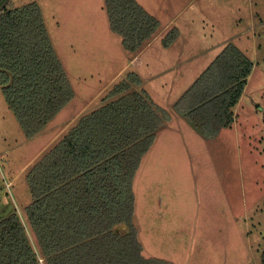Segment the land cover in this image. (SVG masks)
I'll list each match as a JSON object with an SVG mask.
<instances>
[{
    "label": "rangeland",
    "instance_id": "obj_1",
    "mask_svg": "<svg viewBox=\"0 0 264 264\" xmlns=\"http://www.w3.org/2000/svg\"><path fill=\"white\" fill-rule=\"evenodd\" d=\"M32 1L40 6L51 43L75 91L65 112L73 111L94 94L97 96L88 108L97 100L104 103L113 98H106L107 93L131 68L122 75L128 58L122 54L121 36L98 31L102 17L108 20L104 0H9L7 8ZM136 1L144 4L145 10L152 7V11L162 15L161 27L172 22V26L181 25L186 42L197 40L198 50L226 40L236 43L255 63L241 100L234 107L235 122L221 128L215 136L206 137L185 118L186 129L173 133L172 146L167 144L169 148L162 151L155 144L145 153L134 181L132 220L143 246L142 254L174 264H262L264 0ZM155 32L159 48L165 47L161 45L165 32ZM175 49L182 51V46ZM218 49L204 50L182 66L149 80L143 88L147 92L154 90V99L169 101L171 111L180 91L200 75ZM148 51L150 54V49L145 52ZM195 52L191 49L185 54ZM142 70L144 75L148 73L144 72L148 71L146 67ZM108 81L113 84L101 92ZM65 109L66 106L59 114ZM194 126L200 131H196V138L189 134ZM44 140L39 137L27 141L0 85L1 197L6 196L2 179L6 176L11 179L6 183H10L20 206L30 199L25 174L29 159ZM13 209L12 200L0 213Z\"/></svg>",
    "mask_w": 264,
    "mask_h": 264
},
{
    "label": "trees",
    "instance_id": "obj_2",
    "mask_svg": "<svg viewBox=\"0 0 264 264\" xmlns=\"http://www.w3.org/2000/svg\"><path fill=\"white\" fill-rule=\"evenodd\" d=\"M8 1L0 0V85L31 138L74 92L38 3L7 8ZM104 6L110 29L127 50H139L160 27L136 0H104ZM178 35V28H170L163 46ZM252 68V60L227 42L174 110L206 137L215 136L232 124ZM140 83L129 71L107 93L113 98L81 115L29 169L31 202L21 213L15 205L0 213V264H174L142 254L132 221L134 174L156 130L170 118L145 90L131 89ZM8 205L0 204V211ZM119 224L125 229L117 230Z\"/></svg>",
    "mask_w": 264,
    "mask_h": 264
},
{
    "label": "crops",
    "instance_id": "obj_3",
    "mask_svg": "<svg viewBox=\"0 0 264 264\" xmlns=\"http://www.w3.org/2000/svg\"><path fill=\"white\" fill-rule=\"evenodd\" d=\"M141 5H142L143 8L145 7L144 4H141ZM146 9H147L146 11H148L150 14H152L154 17H156L159 20L160 24H161L162 20L160 19V16H162V15L160 13H158L157 10L154 11V9H153V11H152V7H151L150 10L148 9V7ZM108 22H109L108 20H106L104 17H102L101 23L98 25V31L100 33H102V34H106V35H111L112 36V35H114L113 34L114 32L110 29V26H109ZM172 23H171V25H168L167 23H164V25H162V27L160 25L159 29L157 30V33L159 34L160 32H165L166 33L167 30L170 29L173 26L178 28L179 35L169 46L163 47V45L161 43V40H160V43H161L163 48H159L158 43L156 42L155 36L152 35L149 39H147L145 41V43L142 45V47L139 50H137L135 52L130 51V52H133V53H129L128 52L129 50L126 51L127 49L124 50L125 48L122 47V54H127V58H128V61H127L126 65H125V67L123 68L124 70L121 71L122 75H123V72L124 73L126 72L127 68H131V71L137 73L140 76V78H141V83L139 85H133L131 87V89L145 90L143 87L145 86L146 82H148L149 80H151V79L154 80L156 77H158L160 75H163V74H165L167 72H170V71L174 70L178 66H182L183 63H187L190 58H192V57H194V56H196V55H198L200 53H203L204 50H206V51L215 50V48L219 47V49L217 51V54H218L222 50L224 45L226 44V40L225 41H218V43L215 42V44H213V45H211V46H209L207 48L205 47L206 49L198 50L199 42L196 40L194 42L190 41L189 43H187L186 40H185L186 38H184V37H186V34L184 32V28H182L181 25H173L172 26ZM46 24H45V26H46V29H47V25ZM165 33H164V35H165ZM189 36H191V35H189ZM174 43H175V45H174ZM189 44L192 45V46H190ZM178 45L182 46V51H178L177 52L175 47H177ZM147 49H150V51H151L150 54H149V51L145 52ZM191 49L195 50L196 52L194 54H185L186 52H189ZM241 51H243V50H241ZM143 54H147L148 57L146 59H144ZM57 55H59V54H57ZM144 67H146L148 69V71H144V72H148L145 75L143 74V70H142ZM254 67H255V63L253 61V68H252L251 73L253 72ZM185 74H188V72H186ZM124 77H125V75L122 76V78H124ZM109 81L103 86L102 89H100L101 92L104 91L106 88H108L110 85H112L116 81V79L113 81L112 84L109 83ZM246 84H248V80H247ZM185 86H187V85H185ZM188 87L183 89V91H180V93L181 92L183 93ZM147 93L150 96L151 100L154 102V104H156V105H158V106H160V107H162L164 109L169 110V108H170L169 101L168 102H164V101H161V100H158V99L157 100L154 99V97L152 95L154 93V90H152V89H151L150 92H147ZM181 94H179V97L181 96ZM74 95H75V91H74ZM96 96H97V94L96 95L94 94L91 97H87L85 100H83L78 105V107L76 109H74L71 112H65L68 109L67 108V104L68 103H67L65 105L66 109L62 113L59 114V112L65 106L62 107L58 111V113L47 123L46 127L41 132H39L38 134L34 135L31 138H27V141H28V140L39 138V137H45L43 145L41 147H39L34 152V154L31 156V158L29 159V162H28L29 166H28L27 172L33 166V164L36 161H38L44 155V153H46L63 135H65L69 131V129L74 125V123L78 120V118L81 115H83V114L95 109L96 107L100 106L103 103V102H99L97 100L93 107L88 108V106L91 105V99L95 98ZM98 97H100V95ZM240 100H241V97H240L239 101L235 104L234 107H236V105L239 104ZM68 105H70V104H68ZM173 109L171 111L169 110V112L172 114L171 117L168 120H166L165 122H163L162 126H159L158 129L156 130L155 137H154V140H153L150 148L153 147V145H155V144H156V147L159 150H162V151L167 149V148H169L167 146V144H170L172 146V144H173V133L175 131H183V129H186V125H187L186 124V119L187 118L184 117L182 114H176L177 112L175 110H173ZM233 116H234L233 122H235V120H237V115L235 113L234 108H233ZM194 127H193L194 130H190L189 134L193 138H196V137H198V133H200V131H198L197 128L196 127L194 128ZM199 137H201V136H199ZM144 158H145V154L142 156V158L140 160V163H139V166H138V168H137V170H136V172L134 174V177H133L132 186H133V192H134V212H135V191H134L135 182L134 181H135L137 172L139 171L140 166H141L142 161H143ZM27 172H26V174H27ZM25 178H26V176H25ZM2 179L4 180V183L6 182V180H10L11 181V179H8L6 176L2 177ZM12 200H13L14 205L17 207L18 210L19 209L23 210L25 208V206L31 202V197H30L29 200L27 199L25 201V203H22V206H20V204L18 203V199L16 198V195L14 194L13 191L9 193V196L8 195H6V196L2 195V197L0 196V204H4L5 205V204L10 203V201H12ZM116 228H117V230H122V229H125V226L123 224H119L118 226H116ZM137 237H138V230H137ZM138 240H139V238H138ZM139 242L141 243L140 240H139ZM142 251H143V246H142Z\"/></svg>",
    "mask_w": 264,
    "mask_h": 264
},
{
    "label": "built area",
    "instance_id": "obj_4",
    "mask_svg": "<svg viewBox=\"0 0 264 264\" xmlns=\"http://www.w3.org/2000/svg\"><path fill=\"white\" fill-rule=\"evenodd\" d=\"M5 187H6V193H5V195H7L8 193L11 192V190H10V183H6L5 182ZM0 194H1V192H0Z\"/></svg>",
    "mask_w": 264,
    "mask_h": 264
}]
</instances>
